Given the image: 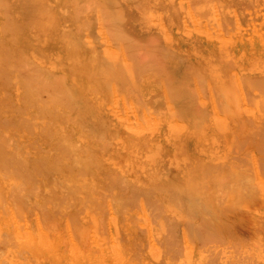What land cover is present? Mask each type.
<instances>
[{"label":"bare ground","instance_id":"1","mask_svg":"<svg viewBox=\"0 0 264 264\" xmlns=\"http://www.w3.org/2000/svg\"><path fill=\"white\" fill-rule=\"evenodd\" d=\"M116 1H119V0H0V90H2L4 92V95L5 94L8 95V93L9 94L11 93L13 87L18 86L20 92L25 93L24 97L23 96L21 97L19 95V98L21 101H19V105L14 106L17 108V109L15 108L14 110H19L21 112V115H23L22 116L23 118L19 117V119H17V120L19 121L20 118H22L20 120V123H21V125L23 124L25 131L29 132V134H28L29 138L31 137V135L33 133H35L34 130L40 129L41 132L40 131L39 132L42 135V137L44 139H48L50 136H52L56 133V131L54 133V130L51 127H53V126H54V128L59 127L60 124L64 127L63 128L61 126L63 128L61 130L62 132L60 133L61 136L64 134L65 137L67 135H68L67 137H69L70 132H72V130H75V129H71V131H69V128L67 126L68 122L71 120H72L73 124L76 125L77 128H78V126H79V128H81L82 126L85 127L87 125V124H85V122L88 121V114L85 113L84 107L82 104V101H84V99H82L84 97L82 95L83 90H84V94L86 97L88 96V98H89L91 95H95L98 102L107 103L108 102L107 97H99V96H100V92L105 93V91L107 90V88H106L107 83H108V85L111 86L112 83L109 82V79L111 81V78H112V81L114 82L113 83L114 84L113 85L114 90H115L116 94H118V95H120V93L122 94L123 92H125V94H128V95H129V93L130 94L132 93L133 90H131V92L127 91L128 89L125 90V88H127L126 87L127 84L132 82V80L131 81L129 80V77L133 78V76H134V78L137 77V78L143 79V78H141V75L140 76L138 75L139 73L141 74V71H142L139 67V64L141 62L137 66L136 63L139 62L140 60L136 57L139 60V61H136L137 59H135V57L133 56L134 53H131L134 51L129 50L131 48V46H129V45L132 44L133 50H134V47H135V49L136 48L138 49L142 45L143 42H141V45H140L139 42L136 39H134L132 36H128L129 34L126 35L127 32L125 33L126 37L123 36L121 34V32H120V34L117 33L119 36V37H117L114 35L116 31H114V33H113V31H111L116 26L113 23L109 22L110 21L109 18H111V17L113 18V16L115 17V14L114 13L111 14V12H113V11H112V9L108 10L109 9L108 7L111 8V6L114 5V3ZM171 1L172 0H166V2H164V6L166 8H168L167 11H171L170 10ZM244 1L245 0H233L232 4H230L231 6L233 5L232 14L234 12V9H235V11H239V7H240V5H243ZM221 3H223V2H221ZM118 4H119L118 2L115 3V5L117 6L115 8L116 9L118 8L117 11H119V6H120V8L122 6L121 4L120 5H118ZM251 4H253V2ZM101 6L104 8L105 11L102 10ZM93 7L96 8L94 10L95 12L97 10V7H99V10L101 12L99 14H103V12H104V14L105 13L108 14L110 11V13L108 15L111 14V17L110 16L106 17V15L104 16V14H103V18L100 17V19H102L103 23L105 22L103 24V26L106 28L105 29V31H107L106 33H108L107 35H105V34H103V35L107 36L110 41L113 40L114 42H116L114 45L115 48H116L117 44H118V46L121 45L123 47L119 50V52L114 51V50H109V56L111 57V59L113 58V60H114L111 62V64L109 62L110 60L104 59L106 57V55L103 58L104 54L98 50L100 47L97 48V43H96L95 38H99L98 37L99 34L97 37H91L89 34V28H90V24L88 23L89 18L91 21H93L94 18L89 17L88 10L89 9L91 10V8H93ZM115 8L113 6V10ZM225 9L227 10L228 8H225ZM240 10H242V9H240ZM123 11L124 10L119 11L117 13L115 12L116 16H118V17L113 18V20H115V22L117 24L119 23L118 18H123V19L125 18L124 13H122ZM147 15L149 16L150 14H147ZM11 16H13L14 18H11ZM237 16H238V14H237ZM112 18H111V20H112ZM116 18L118 19V21L116 20ZM209 19H211V18H209ZM91 21H90V23H91ZM228 22H230V21H228ZM16 23H18V24H16ZM82 23H83V25H82ZM110 23H111V25L113 24L114 26L112 27L110 25ZM225 24H227V23H225ZM22 25L27 26V30L23 27L21 28ZM85 26H86V29H85ZM87 26L89 28H87ZM110 26L112 27V29ZM117 26L120 27V25H117ZM215 26H217V25H215ZM222 26H223V28H225L226 25L225 26L222 25ZM118 27L115 30H117ZM230 28H231V26H230ZM230 28H228V29H230ZM119 29L122 30V32H125V30L123 31L122 26ZM87 30H88V32H86ZM226 31H227V29H226ZM27 33L29 36L27 35ZM212 33H215V32L212 31ZM120 35H122V36H120ZM22 36H23V39H22ZM94 36H96V35H94ZM127 36L133 38V40H131L132 38H130L128 40L129 42L131 41L130 42L131 44L128 43V41H127L128 37ZM208 38H209V42H212V40H214L216 37L213 36V34H211L210 37H208ZM134 40H136L138 42V45L135 43ZM113 41H112V44H114ZM132 41H134V43L136 45L134 43H132ZM255 41H257V43H259V45L261 47V43L262 44L264 43V35H262V33H260L258 31L256 33ZM36 43H38V44H36ZM157 43H159V42H157ZM92 44H94V45H92ZM99 44L101 45L102 41H100ZM151 44H147L145 42V44L142 45V48H143V46H144V48L142 49L140 47L143 50L140 54L143 53V55H145L146 49L148 51L149 48H151V47H152L151 49L154 50L155 47H153V46L155 44L154 43H151ZM231 44H232V42L224 43V45H226L227 47L230 46ZM238 44H239V48H238V50H235L234 52L237 53L236 59L241 60L240 66H241V64L244 63L243 61H248V63H250L252 61L251 58H253L256 55L254 52L255 49L252 48L253 44L252 43L248 44L246 42H240ZM38 45H40L43 48L44 47H47V49L50 48V50L54 49L52 52L47 50L48 55L52 56L55 54L58 57L59 62L65 63L64 66H61V67L57 66L58 69H62V70L57 71V72L54 71L53 73H52V71L49 70V72H51V73H49V72H47V69H46L47 67H44V65L42 63L38 64V61H41V60H39V57L43 55V54L42 55L39 54V50L37 49ZM102 45H104V44H102ZM145 45L146 46L151 45V47L150 46L146 47ZM221 45H223V44H221ZM136 46H138V47H136ZM155 46H156V48L154 51L156 52V54L153 51L152 52L155 55L151 52L152 53L151 56H153L154 59H153V57H150L151 53H149V57H148V55H147L148 52L146 53V56H143L142 58L139 57L142 60L145 57H148L147 61H146V59H145V61L143 60L144 64L143 65L141 64L142 66H144L147 62L149 63V61L151 60L149 58H152V60H155L154 61L155 63L152 61L154 63V65H152V64L145 65L144 69L146 66H148L149 69L152 66L150 69V70H152L154 68L153 66H155V64H156L155 68H159L158 66H160V64L157 65V62H156L157 60L160 61V58H158L157 56H159V55L162 56L163 54H165L166 51L164 52L162 50L160 52L159 50H156L157 45H155ZM88 47H91V49H89ZM119 47H118V49H119ZM107 48L112 49L111 44H109V47H107ZM178 48H179V46H178ZM137 49L135 50L136 54L138 53ZM141 49H139V50L141 51ZM144 49H145V51H144ZM158 49H163V48H161V46H160V48L158 47ZM149 51H151V50H149ZM157 51H158V53L160 52L162 54H157ZM41 53H42V50H41ZM104 53L108 54L106 52H104ZM120 53H124V55L127 57L129 56L130 59L132 60V63L131 64L127 63V65L124 64L123 67L121 68L120 65L117 64V62L120 61L122 59V57L125 59V56L122 55V57H120L118 55ZM137 55H139V53ZM118 56H119V58H118ZM139 56H141V55H139ZM257 56L264 58V53L262 51H260V53H258L254 57L253 66L256 68V70H258V68L261 65V62L263 61V59L256 60ZM57 57H55V58L57 59ZM213 58H214V56H213ZM36 59L38 61H35ZM117 59H119V60L117 61ZM231 59L232 58H230L229 61H227V62L230 63ZM220 60H222L221 56H220ZM229 63H228V65H229ZM231 63H233V61ZM212 64H215V62H212ZM149 65H151V66L149 67ZM230 65H229L230 67L228 66L229 69H231L233 67L232 64H230ZM214 66L218 67L219 63H218V65H214ZM54 67H56V66H54ZM236 67H238V66H236ZM155 68H154L155 71L159 70V69H155ZM219 68H220V66H219ZM223 68H225V67H223ZM223 68H221V69H223ZM248 68H250V67H248ZM207 69H208V67H207ZM221 69H220V71H221ZM147 70L148 69H146V72H147ZM150 70H148V72H150ZM152 73H154V72H152ZM232 74H234V73H232ZM154 75H155V73H154ZM152 77H153V75H152ZM239 77L242 78V80L240 79V81H244V79L246 78L243 76L242 77L239 76ZM70 79H72V80H70ZM230 79L232 80L233 78H230ZM245 80L248 81V79H245ZM256 80L255 81L258 84H260V82H258L259 79L257 78ZM118 81H120V82L124 81L123 82V83H125L124 88H122L121 84L120 85L118 84L119 83ZM252 81H250L249 84L254 85L253 86L254 88L251 86L253 89H256V88L258 89V87H260L258 90L259 91L258 94H260V91L264 90L263 88H261V86H260L261 84L258 86V84L256 82H254V84L251 83ZM63 82L66 83L70 88H72L73 92H72V90H70V88L67 85L63 84ZM147 83H148L147 80H145L143 82V91H144V93H151V87H146ZM230 84H233L232 81ZM255 84H257L258 87H256ZM219 85L223 89L224 93L228 94V95H225V97H223L224 100L220 102L219 106L216 104L217 105L216 108L218 107L219 108V109H217L218 111H222L225 113L224 115H226V118H227L226 121H224L223 123L218 122L217 125L211 124L212 121L211 122H205V123L198 122L197 125H198L201 133H206L207 136L211 135L213 138H215L216 140H218L221 143H224V144L228 143V147H229L230 151L234 152L233 156L231 157L232 159L234 157V154L239 155V153H241L240 156L238 158L236 157L235 159H236V162L240 163L246 170L244 168H241L243 170H240V169L235 170V169L230 167L231 163H234V162L226 163V164L230 165V166L226 165V166L230 167V169H228L229 171L228 172L227 171L221 172L223 170L220 169V173H218L219 180L215 179V181H214L216 184H214L213 188H215L217 190V192H220V195H218L214 191L217 195L216 198H212L211 196L209 197L208 193L205 194L206 193L205 191H207V189H205V188H209L208 187L209 183H207L208 178L212 177L208 173L215 167V164H213L214 165V167H213V165L211 163H208L207 164L209 166L208 169L205 168L206 167L205 165L203 166L204 169H200V170L197 169L199 172H202L201 174L196 172L195 170H193L196 173H198V175H201V177H203V178L205 177V180H206L205 182L207 183L206 184L207 186L205 185V182L201 183L203 185V188H201L202 186L200 188H201V190L203 189L202 191L205 192L203 194H205V196L207 195L206 196L207 198L203 199L202 206L200 207L201 209L198 212L196 211L197 210L196 208H198L197 207L198 205H196V208L194 207L195 205L191 206L196 201H194V203L191 204V201L186 202L184 200L179 199L178 194H177V192L174 189V186L172 184L164 183L163 185H158L157 183H150L149 181H146L148 176L145 174V172L147 171L146 168H148V166L151 167L153 170H156V172L158 171L157 174H159L160 173L159 164H160L161 158H164V157L166 158L169 153L172 155V154H182L185 152H193V150L195 149V144H196L195 138H192V135L196 132H194V130L188 124H185V123H189L190 121H192V119L190 117L189 118L181 117L180 114L177 112V110H176V112L173 111V112L169 113V115H167L168 112H164L163 110H162L163 111L162 112L160 110L161 108L159 109V107L155 108V109L153 107L151 108V111L154 113L153 115L156 117V119H159L158 124H160L159 128L155 129L156 131H154L153 133H155L156 135H159V136H161V135L166 136L165 140H163V142H161L159 144L154 143L152 141V139L154 137L151 135V132H148V130L145 127V125H147L153 121L152 118L146 116L145 117L146 120L141 124L142 127L139 126V124H140L139 119L142 116H144V113L140 114L141 110L139 108L137 110H135L136 111V118L138 119V121L131 120V118L126 119V120H124V119L120 120V118L122 116L121 117H115L114 115L112 117L110 116V119H109L110 122L109 123H110V125H112L111 126L112 129H115V127H117V126L126 125L128 130L130 131L131 137L134 138V139L130 138L131 144L128 146L129 149L124 150L129 155L130 160L135 159V160H138L140 162L141 159H144L143 163L144 162L146 163L147 167L142 165V167H144V168H142L139 171V174H142V175H137V176L133 177L132 180H135V182H133V183H127V181H126L123 183L119 182V184H117L118 181H117V183H115L114 178H113L114 182L111 183L112 179H109V178L105 179L104 177L99 179V181L97 182V180H95L93 177L94 174L92 173V170L90 171L88 168L94 169L95 166H98L97 164H98V162H100V160H98V162H95V160L93 159L94 160L93 162H95V164L93 163L94 165L91 167L89 166V163L92 160L90 161V159H89L88 164H87V161H84L86 164L83 163V161H81V160L79 161V158L80 159L82 158L81 157L82 156L81 151L84 152V151H87V149H84V147H83V150L76 149L75 147L83 146V144L82 145L79 144L80 146H78L76 141L72 143V141L67 140L68 138H65L66 140H64V139H62V137H58L55 139V141L52 143V146H51L53 150L56 149V153L58 152L60 154L58 157L61 158V156H63L65 158V162L56 163L58 160L57 161L55 160V162H51V161H49V155L48 154H45V159L44 158L41 159L40 157H37L38 156L37 152H36V154H32V155L28 154L27 156H25V158H27L26 161L22 162V160L25 159V158L19 159V158H21V156H20L21 153L19 152V149H20V151L22 150V152H23V148H21L22 145L20 147L17 146V148H16L17 143L14 144L11 141V137H9V135L6 136V134H8V133L6 132L4 134L5 135V137H4V136H2L3 132H0L1 133L0 134V208L3 209L5 204H6L11 208V210H13L14 212L16 211L15 212L16 214L18 211V216H19V211H21L20 209L25 207V205H27L30 202L28 200L29 202L25 203L26 202L25 200H27L28 198L24 199V195L28 194L30 197H40L44 204H47L48 207L51 206L54 209V212L55 211L60 212L59 211L60 209H64L63 211H65V215L68 217V222L70 223V225H75L78 221L77 220L78 217H76L77 216L76 214L80 213V211H83L85 213L90 212V214L93 215V211L95 210L94 213L96 214V210L98 207L96 209H95V207H93L94 209L92 211L91 206H90L89 209L91 211H89L88 208H85L86 206H88L87 203H85V202L89 201V202H91V205H92V203H93L92 201H94L93 197L95 196L93 191H94V189L97 192L99 190V189H97L99 187L95 188V186H94L95 185L94 183L97 182L102 187L107 188V189H105V191L111 189V188H108L110 186H112V188L114 186L116 189H120L118 191L117 197H115V199L110 194L114 200V201L112 200V203L114 202V203L118 204L117 207H119V209L123 210L122 208H125L124 210L127 212L128 211L134 212V211L141 210V208H142L145 211V215L149 219L148 224L150 227V233H151V235L158 237V242L156 243V245L148 248V249L154 250V251L152 250V252H151L152 255L150 254V256L152 258L151 261L153 262V264H157V262L159 264H255V261H257V264H259L260 262L258 263V260H256V258H255V256H256L254 254L255 252L252 251V249L256 250V247H259V246H260V249L256 250L257 255H258L257 257H258L259 261H263V263H264V233L259 235L258 239L256 237L253 242L251 241V239H253V238H249L250 240L246 239V240H249L250 242H252V243L248 244L246 241L241 239L239 234L236 233V230L234 229L233 216L230 215V218H229V217H227V214L225 213L226 211H230L231 208L229 209V207H227V209L225 210L226 206L224 207V205L222 204V201H224V200H222L223 197H225V198L227 197V199H229L227 201L232 202V204L234 203L232 206V207H234V210H235V212L233 213L234 217H239V215L237 213L239 212V208H242V210L244 212L242 214H240V216L244 215V217H246L247 221H245L242 218L243 221L248 222L247 224H249L251 227H253L254 231L257 229L258 225L264 224V222H263L264 221V189H263V194L261 192V198H262L261 202H262V209L263 210L260 209L259 214L261 213V215H258V214H255V212H254L257 209V206H256L257 202L253 201V196L255 195V193H257L256 189L259 190L260 188H258L256 186L257 183L254 182L255 177H250V176H254V175H252L254 173L253 172L254 168H255V172L257 175L260 173L261 170H262V174L264 175L263 163H262V165H263L262 169L261 168L258 169V167L261 165L260 162L261 161L264 162V157H263V155H264L263 142L264 141L262 140V139H264V137L261 136V135H264V133L263 134L260 133V132H264V129L262 128L263 126L259 127V126H261L260 123H262V122H260L262 120L261 118H263L262 116L264 115L263 113L260 112L261 109L264 108V98H262L260 100L259 99L260 97H258L259 96L258 94H257L258 96H256L252 93L253 95H251V97L255 96L260 101H256L254 103V106L247 107V109L249 110L248 111L249 115H248V117H246V120L244 118H243L244 119L243 120L242 119L243 112L240 113V110H239V106L243 102H241V100L240 101L237 100L238 104L241 102L239 105H237V102L234 101V99H235L234 98L235 96H233L234 93H232L230 91V93H232V95L229 94L227 83L219 82ZM75 86L81 90V92L77 95H75V93H74ZM110 86H108V89ZM128 86H130V84ZM234 86H236V85L234 84ZM133 87L136 88L135 86H133ZM213 87H214V85L212 86V88ZM241 87H243V86H241ZM131 88H129V90ZM134 88H132V89H134ZM138 88L140 90V87H137L135 91H137ZM236 88H237V86H236ZM67 89H69L68 91L69 92L71 91L70 94H73V95L69 94L70 96H67L68 95V91L66 92ZM110 90H111V87H110ZM248 90H249V88H248ZM248 90H245V93L248 92ZM126 91L128 93H126ZM249 91L252 92V89H250ZM107 92L109 93L112 91H107ZM211 92H216V90L215 89L213 91L211 90ZM250 94L251 93H249V95ZM261 94H262V92H261ZM263 94H264V92H263ZM110 95L112 96V93ZM125 97H126V95H125ZM212 97H216V95L214 96V93H212ZM255 97H254V99L256 100ZM263 97H264V95H263ZM140 98L142 100V97H139V99ZM149 99L153 100L152 98H149ZM216 99H217V97L214 99V101ZM219 99H218V101H215V102H219L220 101ZM154 102L157 105V101H154ZM247 102H249V101H247ZM17 103H18V101L16 102V104ZM110 103H111V100H110L109 104ZM212 103H214V102H212ZM245 104H249V103L245 102ZM28 105H31V106L33 105L35 107V112H36L35 114H28L29 110H30ZM125 105H126V103H125ZM214 106H215V103H214ZM8 107H9V105H8ZM203 107L205 110V106H203ZM126 108H127V106H126ZM146 109H148V107ZM157 109H159L158 110L159 112L158 111L156 112ZM122 110H123V108H122ZM122 110H120V111H122ZM188 110H189V107L187 108V111ZM201 110H202V107H201ZM148 111H149V109H148ZM148 111H147V113H148ZM3 112H5V110ZM17 112L18 111H16V114H17ZM68 112H69V114H68ZM123 112L124 111H122L121 114ZM259 112L263 115L261 116V114ZM113 113L117 114L115 110L113 111ZM259 114L261 116V118H260L261 120L259 119L260 121L258 120ZM21 115H19V116H21ZM208 115H210V114H208ZM13 116H14V114H13ZM47 116H50V117L48 118ZM50 118H52V119H50ZM182 118H184L185 120ZM2 120H4V119L2 118ZM2 120L0 121V123L2 122ZM242 120H243V122H242ZM244 121L249 122V124L245 125L247 123H245ZM262 121L264 122V120H262ZM13 122H11V120L9 118V123H13ZM160 122H162V123H160ZM241 122L244 123V125H242ZM5 123L7 124V122H5ZM20 123L18 122V124H20ZM58 123H60V124H58ZM197 125L195 126V128L197 127ZM262 125H263V123H262ZM1 126H4V124H2ZM13 126H15V124ZM71 128H72V125H71ZM87 128H89V127H87ZM259 128L260 129L262 128L263 130L262 129L260 130ZM91 131H92V129L90 130V132ZM114 131L115 130H113V132ZM102 133H101V136H102ZM115 133H117V132H115ZM72 134H74V132ZM104 134H105V132H104ZM76 135L79 136V134H76ZM135 135H136L137 140L139 141V145L138 146L136 145L137 147H133ZM14 136H16V135L14 134ZM99 136H100V134H99ZM189 136H191V137L188 138ZM104 137H105V135H104ZM261 137H262V139H261ZM50 139H52V138H50ZM106 139L103 140L104 143H106L105 148L104 147H101V148L104 150L105 149L107 150L109 148V151H110L109 154H113V152L116 149V147L113 148L114 146H116V144H115L116 142H114L115 137L113 135L111 142L109 144H107V143L110 140L108 141V139L107 140ZM260 139L263 142L261 141L262 145L259 146L258 144H259ZM98 140H96V141H98ZM64 141H69V143L72 144V147L69 144L67 145L68 142L64 143ZM7 142H10V143L8 144ZM101 142H102V140H101ZM100 145H101V143H100ZM107 145H109V147ZM245 145H246V147H244ZM261 146H263V147L260 148ZM70 148L71 149L73 148V149L71 150ZM87 148L91 149V147H89V146ZM101 148H100V151H101ZM74 149L79 150V151H74ZM80 149H82V148H80ZM243 149H244V151H243ZM92 150H93V148L89 151L91 152ZM45 151H48V150H45ZM259 151H261V154H259ZM76 152L77 153L81 152L80 156ZM17 153L19 154V156H18L19 158L16 157ZM24 153H27V152H24ZM250 153H253V158H254V162H255L254 168L251 167V166H253V165H251L252 162L251 163L249 162L252 160V159L251 160L249 159L250 155H251ZM92 155H94V154H91V156ZM87 156L89 158L90 155H87ZM87 156L85 155L84 157H87ZM98 156L94 155L93 158L94 157L98 158ZM58 157H56V159ZM84 157L82 159L86 160V158H84ZM115 157H116V155H115ZM227 157H230V155H228ZM103 160L101 159L102 162H103ZM247 161H248V164H247ZM102 164H100L98 171L102 170V168L105 167V166H102ZM121 164H123V163L121 162ZM209 164H211V165H209ZM258 164H260V165L257 166ZM248 165H251V166H250V169H248V171H247ZM122 166H124V165H122ZM216 167H218V165H216ZM51 168H56L61 173H67L66 176H68V174L70 173L71 179L73 181L72 184L73 185L75 184L76 187L78 185H82L80 187L83 189V192L80 190L81 196L78 197L80 191H75L76 187L74 188L73 185H70L71 183L69 181H68V183L66 181L67 184L63 183L64 185H69V186H65V187L60 186L57 183L58 180H60V179H58V180L56 179L57 182L55 181V179H53L54 183H57V185L54 183H51L53 181L43 184L42 181L48 178V173L50 172V170L53 171V169H51ZM123 169H124V172L127 173L128 179L130 178V175H134V171H132L131 167L129 168V166H127V169H125L124 167H123ZM193 171H190V173H192ZM165 172L170 174V172L167 169L165 170ZM247 172H249L250 176H248ZM190 173L188 172V174H190ZM51 174H52V172H51ZM112 174L109 176L110 178H112L111 177ZM151 174H154V173L151 172ZM96 175L98 176V174H96ZM107 175L105 177H107ZM213 175H214V173H213ZM115 176H117V174ZM216 176H217V174H216ZM118 177L121 178L120 176H118ZM123 178L126 179L125 176ZM253 178H254V180H253ZM136 179H138L137 180L138 182H136ZM81 180H84V182H85L84 185L82 183H79V181H81ZM132 180H130V181H132ZM216 180H218V182H216ZM169 181H173V178H170ZM202 181H204V179H202ZM114 183L116 185H111ZM52 184H54V185H52ZM262 184L264 186V179L262 180ZM92 186H94V187H92ZM92 188H94V189H92ZM77 189H79V187H77L76 190ZM204 189H205V191H204ZM209 190L211 191V189H209ZM77 192H79V193H77ZM97 192H96V194H97ZM103 192L101 190L102 194H100V196L101 195L106 196V193L104 195ZM111 192H112V189H111ZM77 194H78V196H77ZM108 194H109V192H108ZM108 194H107V197H108ZM221 194L223 195V197L219 198V197H221ZM201 195L202 194H200V197H201ZM27 196H25V197H27ZM97 196L99 198H101L99 195H96L95 197L97 198ZM202 196H204V195H202ZM258 196H259V194H258ZM217 198H219V200L221 199L220 203H218ZM213 199H215V200H213ZM254 199H255V197H254ZM33 201H35V200L33 199ZM36 201L33 202V204L34 203L37 204L38 202H36ZM103 201H105V200H103ZM95 202H97V201H95ZM108 202H110V201H108ZM103 203H106V202H103ZM204 203H206V204H204ZM23 204H25V205L22 206ZM196 204H197V202H196ZM203 204H204V206H203ZM30 205L34 206L32 204H30ZM94 205L97 206V204H94ZM94 205H92V206H94ZM113 205L114 204H112V206ZM35 206H37V205H35ZM43 206H45V205H43ZM126 207H127V210H126ZM178 207L180 208L179 209V211H180L179 215L177 217L173 216V215H175V211L177 210ZM222 207L224 208V210ZM27 208H28V206H27ZM24 209H22V210L24 211ZM110 209H112V208H110ZM113 209H114V207H113ZM3 211L6 212V210H3ZM140 212H139V214H140ZM22 213L23 212L21 211L20 216L22 215ZM46 214L48 215V213H46ZM223 215H225L227 218ZM40 216H41V218H40L41 222L43 223L44 219L42 220L41 214H40ZM19 217L17 218L18 220H19ZM133 217L134 218L132 220L129 218L130 222H132L133 220L135 222V217L137 220L138 219L140 220L142 218V217L141 218L137 217L136 213ZM189 217H190V219L193 218L194 221L193 222L189 221L190 220V219H188ZM223 217L226 220H224ZM0 218H2V220L0 221V260L4 261V257L2 259V255H3L2 253H4V251H6L7 257L16 256L17 255L16 253L20 251V248L23 247V249H24L27 246L26 242L28 240L30 241L31 238L33 237L34 233L36 234L37 232H34V231H32L31 228H28L29 229V232L27 235L28 239H27V241H25L24 239H22V235H21L20 231L18 230L19 229L18 227H20V226H17V229H11L8 219L5 216H1ZM99 218H98V221L100 222L101 219L99 220ZM187 219H188V221H187ZM90 221H92L91 218H90ZM102 221H101V223H102ZM141 221H144V219L143 220L141 219ZM183 221H184V223H183ZM104 222H106V220ZM38 223H40V222H38ZM52 223H53V221H52ZM92 223H93V221H92ZM101 223L99 224L101 226H100V230L98 231L100 234L102 232L101 228H103V227L107 228L105 225L102 226ZM135 223L138 225V222H135ZM49 224H51V222ZM53 224H55V222ZM77 224L80 225L81 223L78 222ZM178 224H182L183 226L185 224V230H186L185 246H183L184 245L183 242H180L181 240L183 241V238H181V236H180V238H181L180 239L178 237V235H175L176 233L178 234V232H176V227H178ZM42 225L44 226L45 224L43 223ZM76 225H75V228L73 227V229H72V231L75 234H77V232H75V231L79 228ZM46 226H47V224H46ZM63 226L65 227L64 223H63ZM3 228L4 229L8 228V231H9V234L7 233L8 236H4V233L6 235V232L2 233ZM80 228H82V226ZM74 229H76V230H74ZM262 230H263V227H262ZM77 231H80V230L78 229ZM258 231H256V232L258 233ZM141 232H144V231L142 230ZM263 232H264V230H263ZM121 233H123V232H121ZM257 233H255V234H257ZM70 234H72V233H70ZM104 234L107 235V232L103 233V235ZM129 234H130V232H129ZM77 236L78 235H75V237H77ZM252 236H253V234H252ZM119 237H121V236H119ZM63 238L65 239V237H63ZM107 238L108 237H106V239ZM139 238H140V236H139ZM22 240H24V242ZM65 240L67 241V239H65ZM65 240H63L62 242L65 243L66 242ZM34 241L39 242L38 246L42 245L43 248H46L48 250L54 249L52 243H47L44 240L41 241L38 238H35ZM139 242L140 241H139L137 236H135V235L128 236V243H129L128 249H133L134 252H136V254L133 253V255L130 258L126 259L125 260L126 264H134V262H133L134 258H137V257L140 258L139 253L142 252V250H144V247L141 246L139 244ZM117 243H118L120 249H123L119 240H117ZM5 244L7 245L6 249L4 248ZM32 244H34V242ZM32 244H30V242H28V245L32 246ZM2 246H3V249H2ZM65 247H66V244H65ZM28 248H30V247L28 246ZM80 249H84L85 251L87 250L83 247ZM20 252H22V251H20ZM143 253H144V251H143ZM20 254H22V253H20ZM136 255H138V256H136ZM19 257H21V255ZM73 258H74V256H73ZM253 258H254V260H252ZM44 259H46V258H44ZM164 259H166L167 263H165V262L163 263ZM140 260L141 259H137L136 261L140 262ZM7 262L8 261L3 262L1 264H5V263L8 264ZM78 264H80V263H78ZM141 264H144V262H142Z\"/></svg>","mask_w":264,"mask_h":264},{"label":"rangeland","instance_id":"2","mask_svg":"<svg viewBox=\"0 0 264 264\" xmlns=\"http://www.w3.org/2000/svg\"><path fill=\"white\" fill-rule=\"evenodd\" d=\"M116 2L119 3L118 5H120V4L122 5L121 8L119 6V11L124 10L122 13H124V15H125L124 19L118 18L119 21L116 18V20L119 22L118 24L115 22V20H113V18L118 17V16H116V13L119 12V11H117L118 8L117 9L115 8V7H117L116 6L117 4L115 5ZM116 2L114 3V5H112V6L110 5L111 8L108 7L109 8L108 10L112 9L113 12H111V14L114 13L115 17L113 16V18H112L111 14L108 15L110 13V11L108 14L107 13L104 14V12L102 11L104 16L106 15V17L110 16L112 18L113 21L111 20V18H109L110 21L109 20L108 21L113 23L116 26L112 29V27L114 25L113 24L111 25V23H110V25L112 26V27L110 26L112 29L111 31H113V33H114V31H116L114 35L117 37H119L118 34H120V32L123 36H125V33L127 32L126 35L129 34L128 36H132L134 39H136L139 42L140 45H141V42H143L142 45L145 44V42L147 44L154 43L155 45H157L156 50H159L160 52L162 50L164 52L166 51L167 53L165 52V54H163L164 56L163 55L162 56L156 55L158 58H160V61H158V60L156 61L157 65L160 64V66H158L159 68H155V66H156V64H155V66H153V67L155 69H159L158 70L159 72L156 70L158 72L157 73L154 70V68L152 70H150L152 67L151 65H149V67L151 66L150 69L148 68V66H146L147 68L145 67V69H144L145 65H148V64L154 65L155 60H152V58H149V59H151L149 61V63L147 62L144 66H142L144 64L145 59L147 61V58L149 57V53H151L153 51L156 54V52L154 51L156 46L155 45L153 46V47H155L153 50V49H151L152 44L147 45V46L145 45L146 47L150 46L151 48H149V50H151V51H149V50L147 51V49L145 51V49H144V51L146 53L148 52V54H147L148 57H145L143 59L144 60L143 61L139 57L142 58L143 56H146L145 52H144L145 55H143V53L140 54L143 51L142 49L144 48V46L142 48V45L141 46L139 45L142 49L140 47L138 49L136 48L139 55H141V56L137 55L138 53L136 54L135 47L133 50V46L130 43L131 41L130 42L128 41L132 37L127 36L128 37L127 41H128V43L131 44L129 46H131V48H132V49L130 48L129 50L134 51L131 53H134L133 56L135 57V59L138 58L140 60V61L138 59L136 60V61H139L136 63V65L138 66V64L141 62L139 64V67L142 71H141V74L139 73L138 75L139 76L141 75V78H143V79H140L137 77L134 78V76H133V78H134L133 79V78L129 77V80L130 81L132 80V82L127 84V86H126L127 88H125V90L128 89L127 91H129V92H131V90H133L131 94L129 93V95H128V94H125V92H123L122 94L120 93V95L116 94V92L114 90V86H113L114 82L112 81V78H111V81L109 79V82L112 83L111 86L108 85V83H107V87H106L107 90L105 91V93L100 92V96H99V97H107L108 98L107 103L98 102L95 95H91L89 98H88V96L86 97L84 94V90H83L82 95L84 97L82 99H84V101H82V104H83L85 113L88 114V121L85 122V124H87L85 126L86 128L84 126H82L81 127L82 129H81L78 126V128H79L78 129L76 127V125L73 124V122L71 120L68 122L67 126L69 128V131H71V129H75V130H72V132H70L69 137H67L68 135L65 137L63 133H62L63 134L62 136L60 134L62 132L61 130L64 127L60 123H58V124H60V126H59L60 128L59 127L54 128V126L51 127L54 130V133H55V131H56V133L54 135L50 136L48 139H44L42 137V135L40 134V132H41L40 129L34 130L35 133H33L31 135V137L29 138V136H28L29 132L25 131L23 124L21 125V123H20V120L23 118L22 117L23 115H21V112L19 110H14L16 108L14 106L19 105V101H21L19 98V95L21 97L22 96L24 97L25 93H21L18 86L13 87L11 93L10 94L8 93V95L7 94L4 95V92L2 90H0V108H1L0 109V121L2 120V118L5 120V121L2 120V122L0 123V132H3L2 136H4V137H5L4 134L7 132L8 134H6V136L9 135V137H11V141L14 144L17 143L16 148H17V146L20 147L22 145L21 148H23V152H22V150L20 151V149H19V152L21 153V155H20L21 158L18 157L20 154L19 152H18L19 154L18 153L16 154V157H18L19 159L25 158V156H27L28 154H31V155L36 154V152H37L38 153L37 157H40L41 159H43V158L45 159V154H48L49 155V161L55 162V160L56 161L58 160L56 163H63V162H65V158L63 156H61V158L58 157L60 154L58 152H57L58 154L56 153V149L55 150L52 149V147H51L52 143L58 137H62V139H64V140H66L65 138H68L67 140L72 141V143L76 141L78 146L83 144V146L75 147L76 149L83 150V147H84V149H87V151H84L85 153L83 151H81L82 152L81 157L83 158L85 155L86 156L90 155L89 158H88V156L84 157V158H86V160H83L82 158L80 159L78 157L79 161L81 160V161H83V163H85L84 161H87V164H88V160L90 159V161L92 160L89 163V166L91 167L95 164V162H98V160H100V162H98V164H97L98 166H95L94 169L88 168L90 171L92 170V173L94 174L93 177L95 180H97V182L99 181V179L104 177L105 179L106 178L112 179L111 183L114 182L113 178L115 179V183H117V181H118L117 184H119V182L123 183L126 181H127V183H133V182H135V180H132L133 177L137 176V175H142V174H139V171L142 168H144V167H142V165L147 167L146 163L145 162L143 163L144 159H141L140 162L138 160H135V159L130 160L129 155L124 151L125 149H129L128 146L131 144L130 138H132V137L130 135V131L128 130L126 125L117 126V127L114 126L115 129H112L111 128L112 125H110V123H109L110 122L109 121L110 116L111 117L113 115L115 117H121L122 116L120 118V120H122V119L126 120V119L131 118V120L138 121V119L136 118V111L135 110H137L139 108L141 110L140 114L144 113V116H142L139 119V121H140L139 126H141V124L146 120V118H145L146 116L152 118L153 121L150 122L149 124L145 125V127L148 130V132H151V135L154 137L152 139V141L154 143L159 144V143L163 142V140H165L166 136H164V135L159 136V135H156L155 133H153L154 131H156L155 129L159 128L160 124H158L159 119H156V117L153 115L154 113L151 111V108L153 107L155 109V108L159 107V109L161 108L160 109L161 111L163 110L164 112H168L167 115H169V113H171L173 111L176 112V110H177V112L180 114L181 117H187V118L190 117L192 119V121H190L189 123H185V124H188L194 130V132H196L192 135V138H195V143H196L195 149L193 150V152H185L182 154H172L171 155L169 153L166 158L165 157L161 158L160 164H159V171H160L159 174H157L158 171L156 172V170H153L151 167L148 166V168H146V170L148 172L147 171L145 172V174L148 176L146 181H149L150 183H157L158 185H163L164 183L172 184L174 186V189L176 190V192L178 194L179 199L184 200L186 202L191 201V204H193L194 201L197 202V204L195 202L191 206L195 205L194 207L196 208V205H198L197 206L198 208H196L197 209L196 211L198 212L201 209L200 207L202 206L203 199L207 198L206 197L207 195L205 196V194L208 193L209 194L208 196L209 197L211 196L212 198H216V196H217L216 193L218 195H220V192H217V190L215 188H213L214 184H216L214 182L215 179L219 180L218 173H220V169L223 170L221 172H226V171L228 172L229 171L228 169H230V167L235 169V170H237V169L243 170L241 168H244L240 163L236 162V159H235L236 157L238 158L241 153L238 152L239 155L234 154V157L232 159L231 157L233 156L234 152L230 151V149L228 147V143H226V144L221 143L218 140H216L215 138H213L211 135H209L210 136L209 137V136H207L206 133H201L197 123L198 122L205 123V122H211L212 121L211 124L217 125L218 122L223 123L224 121H226L227 118H226V115H224L225 113L222 111H218L217 110V109H219L218 107L216 108V106L217 105L219 106L220 102L224 100L223 97H225V95H228V94L224 93L223 89L219 85V82L227 83L229 94L232 95V93H234V95H233V96H235L234 101L237 102V100H239V101L241 100V102H243L239 106L240 113L243 112V114H242L243 117L241 116L242 119L244 118L246 120V117H248V115H249V112H248L249 110L247 109V107L254 106V103L256 101H260L262 98H264L263 97L264 90L262 91L260 89L261 90L260 94H258L259 93L258 90L260 88L258 86L260 84H261L260 85L261 88L264 89V83H263L264 82V79H263L264 78L263 77L264 76V64H263L264 58L260 57V56L256 57V60L263 59L258 70H256V68L253 66L254 57L258 53H260V51H262L264 53V43L263 44L261 43V47H260L259 43H257V41H255L256 33L258 31L260 33H262V35H264V0H245L243 2V5H240L239 11H235V9H234L233 14H232L233 5L232 6L230 5V4H232L233 0H172L171 6H170L171 11H167L168 8H166L164 6V2H166V0H119ZM221 2H223L224 4ZM252 2H253V4H251ZM113 6L116 9V10L114 9L115 11L113 10ZM101 8H102V10H104V8L102 6H101ZM225 8H228V9L226 10ZM95 9L96 8L93 7V8H91V10L90 9L88 10L89 17L94 18V20L91 21L89 18L88 23L90 24V28L88 27L89 25L87 26V28H89V34L91 37H97L99 34V36H98L99 38H95L96 43H97V48L100 47L98 50L104 54L103 58L106 55V57L104 59L110 60L109 62L111 64V62L114 60H113V58L111 59V57L109 56V50H114V51L119 52V50L123 47L121 45H119L120 46L119 47L117 44L116 48H115L114 45L116 42H114L112 40L114 43V44H112V41H110L107 36L103 35V34H105V35L108 34V33H106L107 31H105L106 28L103 26V24L105 22L103 23L102 19H100V17L103 18V14H99V13H101L99 10V7H97L96 12L94 11ZM240 9H242V10H240ZM146 13L150 14V15L148 16ZM237 14H238V16H237ZM11 18H14V17L11 16ZM209 18H211V19H209ZM90 21H91V23H90ZM228 21H230V22H228ZM114 22L117 25H120V27H118ZM225 23H227V24H225ZM16 24H18V23H16ZM82 25H83V23H82ZM215 25H217L218 27ZM222 25H224V26L226 25L225 28H223ZM121 26L123 27V31L125 30V32H122V30L119 29V28H121ZM230 26H231V28H230ZM22 27L27 30V26L22 25L21 28ZM117 27L119 30L118 29L115 30ZM228 28H230V29H228ZM85 29H86V26H85ZM226 29L228 32L226 31ZM212 31L215 33H212ZM86 32H88V30ZM211 34H213V36H215L216 38L214 40H212V42H209L208 37H210ZM27 35H28V33H27ZM94 35H96V36H94ZM122 35H120V36H122ZM133 38L131 40H133ZM22 39H23V36H22ZM136 40H134V41L138 45V42ZM100 41H102V44H104V45H102V44L100 45L99 44ZM134 41H132V43H134ZM157 42H159V43H157ZM230 42H232V44L230 46L227 47L226 45H224V43H230ZM240 42H246L248 44L252 43L253 44L252 48L255 49L254 52L256 54L253 58H251L252 61L250 63H248V61H243L244 63L241 64V66H240L241 60L236 59L237 53L234 52L235 50H238V48H239L238 43H240ZM38 43H36V44H38ZM220 43L223 45H221ZM109 44H111L112 49L107 48V47H109ZM92 45H94V44H92ZM160 46L163 49H158V47L160 48ZM178 46H179V48H178ZM118 47H119V49H118ZM136 47H138V46H136ZM88 48L91 49V47H88ZM37 49L39 50V54H41V55L43 54V55L39 57V60H41V61H38L37 59L35 61H38V64L42 63L44 65V67H47L46 68L47 72H49V70H50L53 73L54 71L57 72V71L62 70V69H58L57 66H60V67L64 66L65 63L59 62V59L55 54L52 56L48 55L47 50L52 52L54 49L50 50V48H48V49H47V47L43 48L40 45L37 46ZM139 49H141V51ZM41 50H42V53H41ZM104 52H106L108 54H105ZM160 52L158 53V51H157V54H162ZM152 53L150 54V57H153V56H151ZM118 55L120 57H122V55H124V53H120ZM119 56H118V58H119ZM213 56H214V58H213ZM220 56H221L222 60H220ZM55 57H57V59ZM230 58L233 59V60L231 59L230 61L231 62L233 61L234 64L231 62L230 63L227 62V61H229ZM153 59H154V57H153ZM118 60L119 59H117V61ZM212 62H215V64H212ZM217 62L219 63L220 68H219V66L218 67L214 66V65H218ZM127 63H129V64L132 63V60L130 59L129 56L128 57L125 56V59L122 57V59L117 62V64L120 65L121 68L123 67L124 64L127 65ZM228 63H229V65L230 64L233 65V67L231 69H229V67L231 65L229 66ZM54 66H56V67H54ZM236 66H238L239 68L241 67V68L239 69ZM207 67H208V69H207ZM223 67H225V68H223ZM248 67H250V68H248ZM221 68H223V69H221ZM146 69L150 70V72H148V70L146 72ZM220 69H221V71H220ZM152 72H154L155 75ZM49 73H51V72H49ZM232 73H234V74H232ZM152 75H153V77H152ZM239 76L246 77L245 79H248V81L245 79H244V81H240V79L242 80V78H240ZM230 78H233V79L231 80ZM257 78L259 79L258 82H260V84H258L256 82ZM260 79L261 80L263 79V80L261 81ZM70 80H72V79H70ZM145 80L148 81L146 87H151V93H144V91H143V82ZM230 80L232 81L233 84H230L231 83ZM250 81H252L251 83H253V84H254V82H256L258 84V86H257V84H255L256 87H258V89L255 87L257 90L253 89L254 85L249 84ZM118 82H119L118 84L119 85L121 84L122 88H124V86H125L124 85L125 83H123L124 81L123 82L118 81ZM63 84L67 85L64 82H63ZM129 84L132 88H134L133 86H135L136 88L140 87V90L138 88L137 91H135L136 88L132 89L130 86H128ZM234 84L237 86V88H236V86H234ZM213 85H214L213 88L216 90V92H211V90L212 91L214 90L212 88ZM108 86L111 87V90H110V87L108 89ZM241 86H243V87H241ZM128 87L131 89L129 90ZM248 88H249V90L252 89V92L249 91ZM68 90L69 89H67L66 92ZM70 90H72V92H73L72 88H70ZM245 90H248V92L245 93ZM107 91H112V92L108 93ZM127 91H126V93H128ZM230 91L232 93H230ZM70 92L68 91L67 96L73 95V94H70ZM80 92H81V90L75 86V88H74L75 95L79 94ZM261 92H262V94H261ZM111 93H112V96L110 95ZM212 93H214V96L216 95V97H217V99L215 101H218V99L220 98L219 102L214 101V99L216 97H212ZM249 93H251V94L249 95ZM252 93L256 96L259 95L258 97H260L259 98L260 100L255 96L254 97L256 98V100L254 99L253 96L251 97V95H253ZM125 95H126V97H125ZM139 97H142V100H141V98L139 99ZM149 98H152L153 100H151ZM110 100H111V103L109 104ZM17 101H18V103L16 104ZM154 101H157V105L155 104ZM247 101H249V102H247ZM212 102L215 103V106H214V103H212ZM245 102L249 103V104H245ZM125 103H126V105H125ZM239 104L237 102V105H239ZM8 105H9V107H8ZM126 106L128 109L126 108ZM203 106H205V110H204ZM28 107L30 109L28 114H35L36 113L35 107L33 105L32 106L28 105ZM147 107H148L149 111H148V109H146ZM188 107H189V110H188L189 112L187 111ZM201 107H202V110H201ZM122 108H123V110H122ZM159 109H157L156 112ZM4 110H5V112H3ZM114 110L116 111L117 114L113 113ZM120 110H122L124 112L121 114L122 111H120ZM16 111H18L17 114H16ZM147 111H148V113H147ZM260 112L264 114V108L261 109ZM13 114H14V116H13ZM68 114H69V112H68ZM208 114H210V115H208ZM260 114H259L258 120L263 115V114H261V116H260ZM19 115H21V116H19ZM8 117L10 118L11 122H13V121L14 122L9 123ZM19 117H22V118H20V120L18 121L17 119H19ZM47 117L49 118L50 116H47ZM262 117L263 118H261V119L264 120V115ZM50 119H52V118H50ZM182 119H184V118H182ZM243 120H242V122H243ZM262 120L260 122H262L263 125H262V123H260L261 126H259V127L263 126L262 128L264 129V122ZM5 122H7V124ZM18 122L20 124H18ZM244 122L247 123L245 125L249 124V122H247V121H244ZM160 123H162V122H160ZM2 124H4V126H1ZM14 124H15V126H13ZM71 125H72V128H71ZM196 125H197V127L195 128ZM242 125H244V123H242ZM87 127H89V128H87ZM90 128L92 129L91 132H90V130H91ZM113 130H115V131L113 132ZM73 132H74V134H72ZM104 132H105V134H104ZM115 132H117V133H115ZM101 133H102V136H101ZM260 133L263 134L264 132H260ZM14 134L16 136H14ZM76 134H79V136H77ZM99 134H100V136H99ZM104 135H105V137H104ZM113 135L115 137L114 142H116L115 143L116 146H114L113 148L116 147V149L113 152V154H109V152H110L109 148H108L109 145H107L108 147L106 146L108 148L107 150L105 149L106 151L104 149H102L101 147L105 148L106 143H104L103 140H105L107 138L108 141L110 140L109 142L107 141L108 142L107 144H109L111 142ZM261 136L264 137V135H261ZM190 137L191 136H189L188 138H190ZM262 137H261V139H262ZM50 138H52V139H50ZM100 139L102 140V142ZM132 139H134V138H132ZM261 139L259 140V144H258L259 146L262 145V142L264 141V139H262L263 141ZM96 140H98V141H96ZM10 142H7V143L9 144ZM64 143H67V145L69 144L72 147V144H70L69 141H64ZM100 143H101V145H100ZM136 145L137 146L139 145V141L137 140L136 135H135L133 147H137ZM263 145H264V142H263ZM86 146L91 147V149L93 148V150L90 152L89 150H91V149H88ZM244 147H246V145ZM262 147L263 146H261L260 148H262ZM80 148H82V149H80ZM100 148H101V151H100ZM44 149L48 150V151H45ZM76 149H74V151H79ZM243 151H244V149H243ZM24 152H27V153H24ZM81 152H78V153L76 152V153L80 156ZM91 154H94L97 156L99 155V156H98V158L97 157L93 158L94 155L91 156ZM250 154L251 155H250L249 159L250 160L252 159V160L249 162L250 163L252 162L251 165H253V166L248 165L247 171H248V169H250V166L254 168V163H255L254 158H253V153H250ZM259 154H261V151H259ZM115 155L117 158L115 157ZM228 155H230V157H227ZM56 157H58V158L56 159ZM263 157H264V155H263ZM26 159L27 158L22 160V162H25ZM93 159L95 160V162H93L94 161ZM101 159L102 160L104 159L103 160L104 163L101 161ZM121 162L123 164H121ZM231 162H234V163H231ZM99 163L102 164V166H105L106 168L103 167L102 170L98 171V169L100 167ZM208 163H211L212 165L215 164V167H216V165H218V167L215 168L213 165L214 168L208 173L212 177L208 178L207 183H209L208 184L209 188H205V189H207V191H205V189H204V191L206 192L205 193L202 191L203 189L201 190V188H203V185L201 183H204L206 180H205V177L203 178V177H201V175H198V173L201 174L202 172H199L197 169H199V170L204 169V167H203L204 165L206 166L205 168L208 169L209 168V166L207 165ZM226 163H231V166L229 164H226ZM260 163H261V165L260 164L257 165V166L260 165L258 167V169L259 168L262 169V167L264 165L263 161H261ZM262 163H263V165H262ZM211 164H209V165H211ZM247 164H248V161H247ZM122 165H124V166H122ZM226 165H229L230 167L226 166ZM127 166H129V168L131 167L132 171H134V175H130V178H129L132 181H130L128 179L127 173L124 172L123 167L125 169H127ZM51 169H53V171L50 170V172L48 173V178L42 181L43 184L49 183V182L53 181V179H55V181L57 182V180L60 179L57 182L60 186H64V187L69 186V185H64L66 183V181H67V183L69 181L71 183L70 185H73L72 184L73 181L71 179L70 173L68 174V176H66L67 173H61L56 168H51ZM166 169L170 172V174L165 172ZM193 170H195L198 173H196ZM190 171H193V172L190 173ZM51 172H52V174H51ZM151 172L154 174H151ZM188 172L190 174H188ZM253 172L254 173L252 175H254V176H250L249 172H247L248 176L255 177L254 182H256L257 183L256 186L258 188H260L259 190L256 189L259 196L257 193H255V195L253 196V201L257 202V205H256L257 209L254 212H255V214L261 215V213L259 214V211H260V209H262L261 192L263 194V189H264L263 187L264 186L262 184V180L264 179V175L262 174V170L259 173L260 175L259 174L257 175L255 172V168H254ZM213 173H214V175H213ZM96 174H98V176ZM111 174H112V176H111L112 178L109 177ZM114 174L115 175L117 174V176H115ZM216 174H217V176H216ZM106 175H107V177H105ZM118 176H120L121 178H119ZM124 176L126 179L123 178ZM170 178H173V181H169ZM202 179H204V181H202ZM137 180L138 179H136V182H138ZM218 180H216V182H218ZM253 180H254V178H253ZM97 182L94 183L95 184L94 186H95V188L99 187V188H97L99 190L97 192L94 188H92L95 191V192L93 191V193L95 194V196L96 195L100 196V194H102L101 193V190H102V192L104 191L103 192L104 195L106 193V196L101 195L100 196L101 198H99L98 196H97V198L95 196L93 197L94 201H92L93 202L92 205L97 204V206L96 205L92 206L91 202H89V201L85 202L88 205V206L85 205L86 206L85 208H88L89 211H91V210L93 211V209H94L93 207H95V209L97 207L98 208L96 210V214L94 213L95 210L93 211V215L90 214V212L85 213L83 211H80V213L76 214L77 215L76 217H78L77 223L78 222L81 223L80 225H78L77 223H76L77 225L75 224L77 227H79L78 229L80 230V231H77L78 229L77 230L74 229V230H76L75 232H77V234H75L72 231L73 227L75 228V225H70V223L68 222V217L65 215V211H63L64 209H60L59 210L60 212L55 211L56 212L55 213L54 209L51 206L48 207L47 204H44L40 197H30L28 194H25L24 199L28 198L27 200H25L26 201L25 203H27L29 201L31 203L29 202L27 205H25V204L22 205V206L25 205V207H23L22 209L25 208L26 210L24 209V211H23L22 209H20L23 212L22 215L20 216L21 211H19L20 217L18 216V211L16 214L15 213L16 211L14 212L13 210H11V208L6 204H5L3 209L0 208V217L5 216L8 219L11 229H17V226H20L21 228L18 227L19 228L18 230L20 231V233L22 235V239H24L25 241H27V239H28L27 238L28 237L27 235L29 232L28 228H31L32 231L37 232L36 234L34 233V235L30 241L28 240L26 242L27 246L24 249H23V247L20 248V251H22V252H20V251L17 252L16 256L7 257V253H6V251H4V253H2L3 254L2 259L4 257V261L0 260V264L3 262H6V261H8L7 262L8 264H78V263H80V264H126L125 260L130 258L133 255V253L136 254V252H134L133 249H128V244H129L128 243V236H132V235L137 236L139 241H140L139 244L144 247V250H142V252L139 253L140 258H138V257L134 258V261H133L134 264H141L142 262H144V264H153V262L151 261L152 258L150 256V254L152 255L151 252L153 249L151 250L148 248L156 245V243L158 242V237L151 235L150 227L148 224L149 219L146 217L145 211L142 208H141V210L134 211V212H130V211L127 212L124 210L125 208H122L123 210L119 209V207H117L118 204H116L114 202L112 203V200H113L112 197H114V199H115V197H117L118 191L120 189H116L114 186L112 188V186H110L108 188H111L112 192H111V189L105 191V189H107V188L102 187ZM51 183H54V181ZM57 183H54V184L57 185ZM79 183H82L83 185L85 184L84 180L79 181ZM115 183L111 184V185H116ZM207 183L205 182V185ZM54 184H52V185H54ZM81 186L82 185H78L77 187H79V189L76 190L77 187L75 186V184L73 185L74 188L76 187L75 191L81 190L83 192V189L80 188ZM94 186H92V187H94ZM209 189H211V191ZM81 191H80V193L77 192V193H79V196L77 194L78 197L81 196ZM96 192H97V194H96ZM108 192H109V194H108ZM203 193H205V194H203ZM107 194H108V197H107ZM110 194L112 195V197ZM200 194L204 195L205 197L202 195L200 197ZM25 196H27V197H25ZM222 197H223V195L221 194V197H219V198H222ZM254 197H255V199H254ZM219 198H217L218 203H220V201H221V199L219 200ZM33 199L35 201L37 200L36 202H38V203L33 204V202H35V201H33ZM103 200H105V201H103ZM213 200H215V199H213ZM222 200H224V201H222V204L224 205V207L226 206L225 210L227 209V207H229V209L231 208L230 209L231 212L226 211L225 213L227 214V217H229V218H230V215L233 216L234 229L236 230V233L240 235L241 239H243L248 244H250L254 241V239L256 237L258 239L259 235L264 233L263 232L264 224L258 225V227L260 229L257 227V229L254 231L253 227H251L249 224H247L248 222H245V221H247L246 217H244V215L240 216V214H242L244 212L242 210V208H239V212L237 213L239 215V217H234L233 213L235 212V210H234V207H232L234 203L232 204V202L227 201V200H229V199H227V197L226 198L223 197ZM95 201H97V202H95ZM108 201H110V202H108ZM103 202H106V203H103ZM30 204H32L34 206H31ZM112 204H114V205L112 206ZM204 204H206V203H204ZM204 204H203V206H204ZM35 205H37V206L39 205V206L37 207ZM43 205H45V206H43ZM27 206H28V208H27ZM90 206H91V210L89 209ZM113 207H114V209H113ZM110 208H112V209H110ZM179 209L180 208L178 207L177 210L175 211V215H173V216L177 217L179 215V213H180ZM3 210H6V212ZM126 210H127V207H126ZM223 210H224V208H223ZM139 212H140V214H139ZM46 213H48V215ZM135 213H136L137 217H140V218L142 217L141 218L142 220L144 219V221H141V219L140 220L138 219L139 220L138 221L135 217V222H138V225L134 222V220L132 222H130V219L132 220L134 218L133 216L135 215ZM40 214L42 215V220L43 219L45 220V221L43 220V223L45 224L44 226L42 225L43 223L41 222ZM225 215H223V216H225ZM18 217H19V220L17 219ZM90 218L92 219L93 223H92V221H90ZM98 218H99V220L101 219V221L103 220L102 223H101V221L100 222L98 221ZM242 218L245 221H243ZM188 219H190V217ZM188 219H187V221H188ZM191 219L189 221L193 222L194 221L193 218H191ZM223 219L226 220L224 217H223ZM1 220H2V218H0V221ZM51 220L53 221V223L55 222L56 225L53 224ZM105 220H106V222H104ZM38 222H40V223H38ZM50 222H51V224H49ZM63 223H64L66 228L63 226ZM100 223L102 224V226L105 225L107 227V228H105V227L101 228L102 229L101 231L103 233L107 232V235L106 234L103 235V233L101 231L100 232L102 235L98 232L100 230V226H101V225H99ZM183 223H184V221H183ZM46 224H47V226H46ZM81 226H82V228H80ZM262 227H263V230H262ZM142 230L144 232H141ZM120 231L123 233H121ZM256 231H258L259 234ZM4 232H6V235ZM129 232H130V234H129ZM176 232H178V234ZM176 232H175L176 233L175 235H178L179 238H180V236H181V238H183V241L181 240L180 242H183V244H184L183 246H185V233H186L185 224H184V226L182 224H178V227H176ZM2 233H4V236H8L7 235V233L9 234L8 228H5V229L3 228ZM70 233H72V234H70ZM255 233H257V234H255ZM252 234H253V236H252ZM75 235H78V236L75 237ZM138 235L140 236V238ZM62 236L65 237V239H67V241ZM119 236H121L122 238ZM106 237H108L107 238L108 240L106 239ZM35 238H38L41 241L44 240L47 243H52L54 249L48 250L46 248H43L42 245L38 246L39 242H35L34 241ZM249 238H253V239H251L252 242L249 241L250 240ZM246 239H249V240H246ZM24 240H22V241L24 242ZM63 240H65L66 242L65 243L62 242ZM117 240H119L123 249H120V247L117 243ZM28 242H30V244H32L34 242V244H32V246H31V245H28ZM65 244H66V247H65ZM28 246L30 248H28ZM6 247H7V245L5 244L4 248L6 249ZM82 247L87 249V250L85 251L84 249H80ZM2 249H3V246H2ZM257 249H260V246L256 247V250ZM256 250L252 249V251L255 252L254 254L256 255L255 256L256 260H258V263L260 262L261 264H264L263 261H259V259L257 257L258 255H257ZM143 251L145 254L143 253ZM20 253H22V254H20ZM20 255H21V257H19ZM73 256L76 260L73 258ZM136 256H138V255H136ZM44 258H46V259H44ZM137 259H141L140 260L141 263L136 261ZM252 260H254V258ZM164 262L167 263L166 259L163 260V263ZM157 264H159V263L157 262ZM255 264H257V261H255Z\"/></svg>","mask_w":264,"mask_h":264}]
</instances>
